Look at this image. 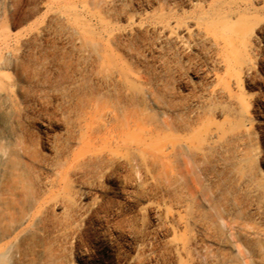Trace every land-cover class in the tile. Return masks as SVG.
Returning a JSON list of instances; mask_svg holds the SVG:
<instances>
[{"label":"bare ground","instance_id":"obj_1","mask_svg":"<svg viewBox=\"0 0 264 264\" xmlns=\"http://www.w3.org/2000/svg\"><path fill=\"white\" fill-rule=\"evenodd\" d=\"M74 29L77 55L84 59L81 68L89 64L94 69L90 82L116 78L126 85L123 96L136 95L128 68L116 63L107 46L102 53L91 50L94 33L85 24L75 23ZM159 29L162 39L175 43L186 59L188 47H206L211 63L221 70L208 77L217 83L203 90L201 99H182L178 109L199 103L189 114L177 115L176 106H171L162 111L175 117L150 121L145 109L133 112L100 84L86 86L59 114L66 140L53 143L45 136L37 141L25 128L11 131L8 119L15 111L9 95L0 89V115L5 117L0 120V240L2 251L15 258L14 264H72L68 238L77 235L80 223L89 221L88 211L94 214L91 221L100 226L109 214L118 212L119 207L106 197L114 189L141 202L133 220L123 218L128 234L139 236L146 218L157 223L167 237L163 256L178 261L187 254L188 243L177 233L188 228L193 200L208 203L195 171L206 174L216 155L226 162L221 187L214 190L219 202L228 193L249 199L250 205L263 202L264 180L256 169L255 139L245 126L242 82L253 66V34L264 30V25L255 29L240 13L231 18L225 9L211 8L195 19L169 20ZM66 73L55 70L51 77L61 82ZM75 73L79 75L80 69ZM178 78L182 79L181 73ZM75 83L70 82L68 89ZM214 97L223 98L220 122L211 117ZM182 187L187 196L180 194ZM81 199L90 202L81 207ZM108 232H103L104 237ZM190 241L197 245L195 238Z\"/></svg>","mask_w":264,"mask_h":264},{"label":"rangeland","instance_id":"obj_2","mask_svg":"<svg viewBox=\"0 0 264 264\" xmlns=\"http://www.w3.org/2000/svg\"><path fill=\"white\" fill-rule=\"evenodd\" d=\"M242 1L0 0V89L9 95L15 111L8 119L11 131L25 128L37 141L45 136L53 143L66 140L59 114L86 86L116 93L133 112L145 109L150 121L157 116L175 117V113L162 111L171 106H176L177 115L198 109L199 103L177 107L184 98L201 99L203 90L217 83L209 82L208 77L221 70L211 63L209 49L204 46L188 47L189 57H183L175 43L162 39L159 26L173 19L198 18L211 8L225 9L231 18L240 13L255 29L264 25V0H249L248 5ZM75 23L85 24L94 33L91 50L102 53L107 46L116 63L134 75L136 95L123 96L126 85L116 78L99 82L100 86L90 82L94 69L89 64L81 68L84 59L77 55ZM253 44V66L243 78L242 96L248 114L245 126L259 154L257 173L264 180V30L253 34ZM78 69L81 73L76 75ZM55 70L67 71L64 80L51 77ZM70 82L76 84L72 90L67 87ZM222 101L221 97L212 98L215 111L211 117L218 122L223 119L218 111ZM225 163L216 155L206 174L195 171L200 193L208 203L193 200L188 228L177 233L188 243L187 254L178 261L163 256L167 237L157 223L146 218L139 236L128 234L123 218L133 220L141 202L116 189L106 199L120 208L118 212L109 214L100 226L91 221L94 214L88 211L89 221L80 223L77 235L67 240L68 259L72 264H264V199L250 205L249 199L227 192L226 200L219 202L214 190L221 187ZM180 194L188 195L185 187ZM89 202L81 199L80 206ZM105 230L110 232L104 237ZM194 238L197 245L190 241ZM2 243L0 240V264H14L15 258L2 251Z\"/></svg>","mask_w":264,"mask_h":264}]
</instances>
